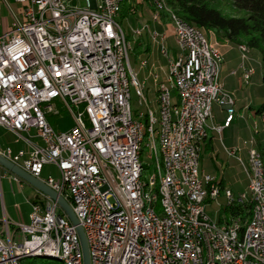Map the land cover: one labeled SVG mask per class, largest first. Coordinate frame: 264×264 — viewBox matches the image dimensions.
<instances>
[{"label":"built area","instance_id":"1","mask_svg":"<svg viewBox=\"0 0 264 264\" xmlns=\"http://www.w3.org/2000/svg\"><path fill=\"white\" fill-rule=\"evenodd\" d=\"M113 1L83 0L80 5L79 0L75 4L72 0H12L21 7L0 33V126L28 150L6 147L0 154L69 202L84 231L90 264H165L155 231L148 230L137 212L143 194L133 160L138 117H130L125 105V96L132 94L122 91L119 58L128 61V49L115 54ZM148 33L154 34V28ZM176 38L179 48L172 56L165 32L158 46H166L168 58L176 62L182 108H191L192 124L186 136L196 138L194 160H188L186 172L191 179L190 196H183V203L172 202L176 220H169V230H175L177 264H264V181L258 171V163L264 161L255 159V146L244 141L246 161L238 157L239 148L225 150L254 172V180H248L252 189L237 195L229 188L221 189L214 175L200 169V157H196L202 126L213 117V104L226 109L227 121L234 109V97L219 77L223 51H212L197 27L183 22ZM133 76V93L140 104L143 82L137 72ZM249 77L250 68L244 73L245 80ZM161 89L167 101L168 89ZM58 106L74 120L66 130L57 131L49 122V115L60 113ZM166 142L170 150L171 142ZM172 151L173 159L165 158L166 173L176 165L177 153ZM45 166H53L58 179L50 173L42 177ZM173 186L174 194L181 193L176 180ZM39 193L44 200L31 204L28 223L11 230L6 219L0 221L1 263L18 264V249L52 247L66 251L72 264H83L75 225L54 200ZM192 200H201V207H192ZM211 202L216 205L215 218L206 210ZM245 203L251 204L247 217L220 213L224 206ZM155 208L153 203L148 206L158 221ZM178 213L187 214L190 231H183ZM228 226L238 228V240L228 236ZM242 243H250V250L242 251Z\"/></svg>","mask_w":264,"mask_h":264},{"label":"bare ground","instance_id":"2","mask_svg":"<svg viewBox=\"0 0 264 264\" xmlns=\"http://www.w3.org/2000/svg\"><path fill=\"white\" fill-rule=\"evenodd\" d=\"M123 0H115L111 6V13H113V27L116 31V38H114L115 54H123V48L128 49V61L126 58H119L120 76L122 81V91L125 94H131V88L136 91V83H134L135 71L130 63V49L129 40L123 30L121 24L117 20L121 9ZM160 2V1H158ZM158 5H161L160 3ZM159 9V8H158ZM160 23L158 13L154 14L153 19ZM172 20V36L175 44L179 48V41L176 35L181 28V22L188 24L175 14L171 16ZM156 22V21H155ZM190 25V24H188ZM143 26L133 30V35L143 32ZM202 38H207L208 44L212 51H219L217 43L209 37V33L205 30L197 28ZM211 33V32H210ZM206 34L208 36H206ZM151 43L158 45V38H161V33L154 29V34H150ZM165 39L167 35L165 34ZM244 50L245 47H242ZM160 53L168 56V51L164 46H160ZM168 75L167 81L159 82L156 89V103L158 105L157 114L148 106L146 98L143 94V88H139V102L140 105L146 106V112L133 114L130 104L131 96H125V105L127 114L130 117H138L136 125V145L133 151V160L136 166V177L139 184L142 185L143 194L138 201L137 212L140 214L144 223L148 225V230L155 231L158 238V244L162 250V259L165 264H177L176 257V243L175 230H169V220H176V212L173 209L172 202L183 203V196H190L191 179L186 175L188 168V160H194V149H196V138H187V133L190 131L192 124L191 108H182V86L179 85V72L176 69V62L168 58ZM141 65H146V60H140ZM252 71V70H251ZM252 73V72H251ZM167 74V72H166ZM156 77V75H155ZM173 84V85H171ZM168 89L167 101L165 98V90ZM174 89L178 92V102L172 103L170 91ZM170 110H173L170 111ZM182 110V116H181ZM233 109H230V115ZM153 124L150 121L153 120ZM164 119L166 125L164 128ZM165 135L164 136H160ZM154 136V139H153ZM207 137V125L202 126V134H200L201 146ZM170 143V150H167V142ZM149 148L148 158L154 160V170L152 174L145 171V166L141 160V152L143 151V143ZM176 152L174 169H167L166 173V159H173V151ZM260 150V149H259ZM255 148V159L257 161H264V152ZM199 151L196 150V157H199ZM165 154V157L163 156ZM166 158V159H165ZM258 171H260V179L264 181V163H258ZM248 180H254V172L252 169H247ZM174 180L179 185L181 193L174 194ZM152 187V188H149ZM247 189H252V182H248ZM155 206L154 220L152 211L148 206ZM192 207H201V200H192ZM178 220L183 223V231L191 230V221H187L186 213H178ZM228 236L231 240H238V228L236 226H228ZM250 243H242V251H249ZM26 257H48L57 260L60 264H72L70 256L61 248L44 247V249H18L16 251V262L22 264V260ZM0 264L1 255H0Z\"/></svg>","mask_w":264,"mask_h":264},{"label":"rangeland","instance_id":"3","mask_svg":"<svg viewBox=\"0 0 264 264\" xmlns=\"http://www.w3.org/2000/svg\"><path fill=\"white\" fill-rule=\"evenodd\" d=\"M160 1V2H158ZM153 4L157 6L156 10L151 11V9L142 1V0H132V4L135 7V13L131 12L130 14H125L124 17H120V19L117 20L121 24L123 30L125 31L126 35L129 36V46L131 47L130 49V63L135 72L138 74V79L143 82V94L146 98L148 106L155 112V115L157 114V109L158 105L156 103V89L158 86L159 82H165L167 85H169V82L167 81V75H168V56L162 55L160 53V46H156L155 44L151 43V38L150 35L148 34V30H151L152 28L156 29L158 32H165L167 35L166 43L168 44L169 47V56H172L173 54L176 53V49H178L177 45L175 44L174 40L172 39V20H171V26L169 29L167 28L168 26L165 27V31L163 30L162 26V21L160 20V23L158 24V21L154 18V14L159 12L158 10H168L169 8L166 7L165 3H163V0H152ZM1 3V8H0V33L4 32L7 28L8 25L13 20V13H16L21 5L16 4L12 2V0H0ZM161 5H158V4ZM79 4L83 5L84 2L83 0H79ZM215 6L223 13L225 14H238L242 15V11L238 10L230 0H216L214 2ZM159 8V9H158ZM170 15L172 16L173 13L170 12ZM170 16V19H172ZM160 18V15H159ZM156 21V22H155ZM155 22V23H154ZM145 30L141 33V35H133V30L143 27ZM168 30V31H167ZM211 39L217 43L218 49L220 51V45L222 46L223 49V44L228 43V44H235L239 47L241 51V59L242 55H244V50L242 47H245L247 49L246 52V57L248 55H254L256 58H258V51L256 49H249L247 48L244 44H236L233 43L226 38L222 37L221 35H217L214 31L211 30ZM147 36L149 45H150V50L145 53L144 55H139L137 59H134L133 54H132V45L133 41L138 39L140 36ZM206 36H208L206 34ZM166 48V46H164ZM172 59V58H170ZM140 60H146L147 64L141 65ZM174 60V59H172ZM257 62V61H256ZM252 70V71H251ZM167 72V74H166ZM253 73V69L250 68V76ZM156 75V77H155ZM173 85V84H171ZM134 89L131 88V99H130V104H131V109L133 114H139L145 113L146 112V106L140 105L138 103L137 97L133 93ZM232 92V91H229ZM234 94V93H232ZM243 95H246L250 102L254 103L258 97V90L256 89H251L248 91L247 89L243 92ZM249 95V96H248ZM170 97H171V102L177 103L178 102V92L174 89H171L170 91ZM61 113L63 115L59 114L57 117V124L55 125V129L57 131L61 130H66L69 127L73 125V118L72 116L66 112L61 106H58ZM246 109L244 110V114L242 117H239L236 123H233L232 126L229 129H226L224 131L225 136L229 140L226 139V143L229 144L232 141H238L241 138H250L256 139L258 138L262 142H264V123L261 121L260 117H257V122L258 124H252V119L249 121L246 119ZM252 124V125H251ZM216 133H219L220 131H216ZM1 135V134H0ZM218 135V134H217ZM1 137V136H0ZM15 137V136H14ZM254 142H252V145ZM143 151L141 152V160L144 164L145 167L149 168V164L152 166V172L154 170V160L148 158L149 154V148L145 146V142L143 143ZM257 149V148H256ZM239 154V153H238ZM240 156L246 161L245 154H240ZM199 157H200V169H204L207 172L212 171L211 174L217 177V180L219 181L224 178V183L227 188H229L234 195H237L238 193L242 191H246V186L248 182V173L247 169H244L243 166L234 159H227L226 163H223V168L220 167V161L218 162V168L217 169H211V166L209 164V160H213V155L209 153V151L204 150V147H201V150L199 151ZM214 162V161H212ZM249 170V169H248ZM44 173L48 174L50 173L52 176H54L56 179H58V172L53 166H45L44 167ZM149 173V171H148ZM10 188V187H9ZM23 199L25 200V197L23 196ZM219 200H223L222 197H219ZM23 211H25V214L28 217V222H29V213L31 212V205L28 204L27 201L23 202L22 205ZM216 205L215 202H211L208 204L206 207L207 212L210 214L211 217L215 218L217 216V213L215 211ZM24 264H60V262L56 260H52L48 257H26L23 261Z\"/></svg>","mask_w":264,"mask_h":264},{"label":"crops","instance_id":"4","mask_svg":"<svg viewBox=\"0 0 264 264\" xmlns=\"http://www.w3.org/2000/svg\"><path fill=\"white\" fill-rule=\"evenodd\" d=\"M166 26H168L167 23H162L161 27L164 30ZM167 28L169 29V27ZM211 34L212 33H209L210 38ZM220 51H223V60L219 70V77L222 79L225 88L228 91H232L231 93H234L232 94L234 97V109L230 115L231 120L227 121L226 109L216 103L212 106L213 117L209 121V125H207L208 136L201 146L204 147V150L209 151V153L213 155L212 161L214 162L209 160L211 169H217L219 161L220 167L223 168V163H226L228 158L237 160L236 157L228 155L225 151L226 149L239 148L238 157H241L240 154H245L246 157L247 145L244 144L245 140H248V145L250 146H253L252 142H254L255 148L264 152V142L258 138L254 140L252 137L241 138L238 141H232L227 144L225 141L226 139L229 140V137L227 138L224 134L226 129H229L233 123L237 122L239 117H242L245 109L246 119L248 121L252 119V124H258L256 120L257 117H260L261 121L264 123V110L262 112L257 111L258 107L264 102V69L261 65V57L260 55H258V58L254 55H248L245 59H241V51L235 44L224 43L223 49L220 45ZM248 68H252L253 73L248 80H245L244 73ZM246 89L248 91L251 89L258 90L259 98H257L254 103H251L249 98L243 95ZM59 114L63 115L61 111ZM58 115L51 114L48 116L49 122L54 128L57 124ZM212 126H220V132L216 133L215 130L212 129ZM0 134V151H3L6 147H11L13 151L24 150L26 152L28 150V146L25 143L15 141L14 134L2 126H0ZM35 140L40 142L38 139ZM201 170L210 174L212 172H207L204 169ZM46 175L47 173L45 174L43 172L42 177ZM221 180L223 187L227 188L223 177ZM37 194L40 193L36 188L0 165V221L6 219L9 222L11 230H15L18 224L28 223V217L25 211H23L22 205L24 201H27L28 204L31 205L32 198Z\"/></svg>","mask_w":264,"mask_h":264},{"label":"trees","instance_id":"5","mask_svg":"<svg viewBox=\"0 0 264 264\" xmlns=\"http://www.w3.org/2000/svg\"><path fill=\"white\" fill-rule=\"evenodd\" d=\"M142 1L151 11L157 9V6L153 4L152 0ZM215 1L163 0V3L169 8V11L161 10L162 8L158 10L160 20L162 21L161 23H167L170 27L171 19L169 21V18L171 16L170 12H172L191 26L203 29L207 33H210L212 30L217 35H221L233 43L244 44L249 49H256L261 57V65L264 69V0H230L238 10L242 11V15L221 12L215 6ZM131 12L135 13L132 0H123L118 20L120 17H124L125 14H130ZM141 36L133 41L132 54L134 59H137L139 55H144L150 50V43L147 36ZM127 39L131 41L128 35ZM263 110L264 102L258 107L257 111L262 112ZM145 171L148 172L149 168L145 167ZM218 182L222 189V180L220 179ZM43 200V196L37 194L32 198V203L42 202ZM250 208L251 204L249 203L228 207L224 206L220 213L224 212L226 215H242L243 217H247L250 214ZM21 263L24 264L23 262Z\"/></svg>","mask_w":264,"mask_h":264},{"label":"water","instance_id":"6","mask_svg":"<svg viewBox=\"0 0 264 264\" xmlns=\"http://www.w3.org/2000/svg\"><path fill=\"white\" fill-rule=\"evenodd\" d=\"M76 0H72V3L75 4ZM0 165L11 171L13 174L20 177L25 182L29 183L31 186L36 188L39 192L45 194L52 200H54L58 206L61 208V210L67 215L69 220L73 225L76 227V231L78 233L80 244L83 252V264H90L89 261V254H88V246L87 241L85 238L84 231L82 227L78 223V219L76 218L69 202L58 192L53 190L51 187H49L45 182H43L41 179L36 178L32 176L30 173L4 157L0 154Z\"/></svg>","mask_w":264,"mask_h":264}]
</instances>
